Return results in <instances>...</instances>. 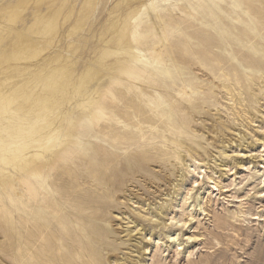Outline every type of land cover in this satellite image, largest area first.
I'll return each mask as SVG.
<instances>
[{
	"label": "rangeland",
	"instance_id": "1",
	"mask_svg": "<svg viewBox=\"0 0 264 264\" xmlns=\"http://www.w3.org/2000/svg\"><path fill=\"white\" fill-rule=\"evenodd\" d=\"M16 1L0 0V8ZM119 1L97 0L96 6L69 0L51 33L33 26L35 12L57 9L62 0H42L39 10L31 2L25 17L10 26L13 31L0 32V57L11 51L17 32L30 29L38 33L37 46L44 51L38 61L49 58L44 63L49 64L55 54L61 57L58 65L71 60L76 80L99 50L107 43L116 45L111 22L122 21L129 5H144L136 15L141 36L134 47L142 60L153 61L157 55L162 62L154 67L137 62L136 67L168 79L166 95L186 117L189 133L172 145L144 141L128 150L149 159L143 169L125 168L104 212L102 225L110 234L96 243L103 264H264V26L254 15V33L243 28L231 18L229 0ZM72 26L76 29L67 38ZM51 36L56 40L48 47ZM72 38L82 40V46L68 49ZM10 76L9 88L15 82L26 85L12 73L0 80ZM123 76L114 77L125 83ZM183 86L191 89V100L181 96ZM80 115L79 110L71 113L73 118ZM82 120L87 128L86 118ZM15 188L21 191L19 184ZM0 208V264H17L18 192L0 187ZM151 215L165 224L151 222ZM141 228L145 239L137 233Z\"/></svg>",
	"mask_w": 264,
	"mask_h": 264
},
{
	"label": "bare ground",
	"instance_id": "2",
	"mask_svg": "<svg viewBox=\"0 0 264 264\" xmlns=\"http://www.w3.org/2000/svg\"><path fill=\"white\" fill-rule=\"evenodd\" d=\"M126 1L120 0L118 4ZM31 2L40 9L42 0H17L2 6L0 21L5 24L0 22V32L13 31L10 26L25 17ZM68 2L62 0L60 7L45 13L35 12L33 26H42L41 31L48 33L56 30ZM85 3L99 5L97 0ZM228 4L231 18L251 33L252 16L264 26V0H229ZM143 6L129 5L122 21L111 22L116 45L110 47L107 43L76 80L72 79L73 61L69 60L67 66L58 65L61 57L56 54L49 64H44L49 58L38 61L44 51L37 46L38 33L31 34L30 29L17 32L11 51L0 57L1 78L12 73L26 82H15L9 88L11 76L10 81L0 80V112L4 113L0 116L4 120L0 121V187L8 186L18 192L17 264H103L96 243L110 234L102 225L106 219L104 212L114 201L125 168L143 169L149 159L128 150L137 149L144 141L172 145L189 133L186 117L180 115L181 110L166 95L168 79L136 67L137 62L147 63V67L162 62L157 58V49H153V61L142 60L135 50L134 44L141 36L136 15ZM75 29L72 26L68 30L67 38ZM48 40L47 46L51 47L56 39L51 36ZM70 40L68 49L73 44L82 46V40ZM164 73L168 78L169 74ZM115 74L128 80L122 83L115 79ZM180 94L187 100L192 98L191 89L185 86ZM64 104L68 107L60 109ZM76 110L81 115L73 118L71 113ZM90 134L94 138L86 140ZM86 183L88 186L84 187ZM17 184L20 192L15 188ZM127 200L132 201L129 197ZM154 217L157 216L151 215L149 220L156 225L165 224L158 217L153 221ZM170 220L180 224V220ZM142 230L137 233L145 239L146 232ZM175 237L171 241L177 240Z\"/></svg>",
	"mask_w": 264,
	"mask_h": 264
}]
</instances>
